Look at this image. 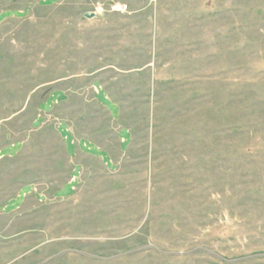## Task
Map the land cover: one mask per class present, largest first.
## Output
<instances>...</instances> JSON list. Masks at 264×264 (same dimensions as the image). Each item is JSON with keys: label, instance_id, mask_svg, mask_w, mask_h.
I'll return each mask as SVG.
<instances>
[{"label": "rangeland", "instance_id": "374dc122", "mask_svg": "<svg viewBox=\"0 0 264 264\" xmlns=\"http://www.w3.org/2000/svg\"><path fill=\"white\" fill-rule=\"evenodd\" d=\"M0 264H264V0H0Z\"/></svg>", "mask_w": 264, "mask_h": 264}, {"label": "water", "instance_id": "95a60500", "mask_svg": "<svg viewBox=\"0 0 264 264\" xmlns=\"http://www.w3.org/2000/svg\"><path fill=\"white\" fill-rule=\"evenodd\" d=\"M87 18H93L95 16L94 13H86L85 15Z\"/></svg>", "mask_w": 264, "mask_h": 264}]
</instances>
